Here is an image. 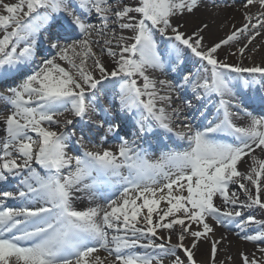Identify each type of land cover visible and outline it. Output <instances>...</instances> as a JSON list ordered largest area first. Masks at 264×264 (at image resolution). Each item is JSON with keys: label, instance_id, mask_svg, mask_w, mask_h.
<instances>
[{"label": "snow or ice", "instance_id": "6c2138e0", "mask_svg": "<svg viewBox=\"0 0 264 264\" xmlns=\"http://www.w3.org/2000/svg\"><path fill=\"white\" fill-rule=\"evenodd\" d=\"M203 5L0 0L6 13L0 14V113H9L0 116V264H165V258L168 264H197L201 240L210 241V264H216L227 237L210 240L215 229L209 218L261 245V259L241 252L242 264H264V219L250 214L255 207L264 210V159L253 155L257 149L264 154V107L256 114L233 103L244 87L257 91L264 106V64L228 60L243 57L264 32V0H242V25H232L210 45L204 43L207 23L188 34L176 22ZM114 24L131 35L117 36ZM245 36L247 42L232 51ZM113 41L119 51L110 47ZM224 47L229 51L221 59ZM104 54L112 58L111 68ZM37 56L41 62L33 69ZM149 68L170 78L151 79ZM158 85L167 92L161 94ZM101 92L106 99L111 94L110 107L102 105ZM173 92L191 93L185 107L195 108L193 100L199 104L200 124L173 125L181 114L172 107ZM241 111L248 117L243 126L234 120ZM112 112L127 119L110 121ZM64 113L73 118L57 119ZM96 114L99 120H93ZM107 134L121 141L118 151L84 147L86 137L91 142ZM163 137L186 147L152 160L137 143ZM80 148L81 154H70ZM244 157L251 159L247 173L238 169L247 163Z\"/></svg>", "mask_w": 264, "mask_h": 264}, {"label": "bare ground", "instance_id": "6f19581e", "mask_svg": "<svg viewBox=\"0 0 264 264\" xmlns=\"http://www.w3.org/2000/svg\"><path fill=\"white\" fill-rule=\"evenodd\" d=\"M5 3H15L17 0H3ZM125 3L132 4L134 0H124ZM241 3L242 0H204V5L200 7L194 14L188 15L184 14L182 16H179L176 20L177 23H181L184 25V27L181 29L182 31H185L188 34L193 33L200 25L201 23H207L209 25L208 29L203 33L205 37L204 43L206 45L213 44L215 42H218L220 39L225 38L233 29L232 25H235L236 27H240L242 25L243 21V15L241 10ZM258 6H251V12L257 13L258 12ZM0 14H6L4 13L3 9L0 8ZM111 27H114L116 29L117 36L119 35H131V32L129 30H121L119 28L118 24L111 25ZM111 33L109 32V36ZM101 39V43H103V38ZM158 39H160L158 37ZM247 42V37L241 38L239 41V44L233 43L231 45V50L235 51L238 46H243L244 43ZM47 47V45H45ZM114 50L119 51L117 47V43L113 41V43L110 45ZM94 50L97 52L98 55H100V46L94 45ZM229 51L228 47H224L220 51V58L223 59L226 55V53ZM36 59H38L36 57ZM101 59L106 64L107 67L111 68L113 66L112 58L108 57L106 54L101 56ZM195 59V58H194ZM228 60L230 63H242L246 66H251L253 64H264V32H262V35L257 37L248 47V50L245 51L244 56L241 57L239 54L236 56H229ZM40 63V62H39ZM37 64V66L39 65ZM89 66H91L92 61H88ZM32 65V68H34V65ZM197 67L199 65H196ZM37 68V67H35ZM34 68V69H35ZM195 70V68H194ZM147 74L150 76L151 79L159 80V79H166L170 78L166 74L161 73L159 70L156 69H147ZM247 76V74H245ZM137 79L138 84L142 83V78L135 77ZM118 79V78H117ZM107 84V82H105ZM3 89V86H0ZM158 90H160L161 94H165L167 92V89H163L161 86H157ZM238 93L244 94L245 92H250L254 94H259L255 90H248L244 87H240L237 89ZM173 95V104L172 107L180 109V116L173 118V125H178L182 123H191L193 126H196L201 123V118L199 115V104L193 100V104L195 105V108L189 109L185 107V101L188 99H191V93H172ZM101 96V103L104 107H110L109 99H111V94L109 98L103 97V92L100 93ZM115 103L118 106V98H116ZM2 106V105H0ZM168 111L171 112V108H168ZM9 113L7 111H4L0 113V116H6ZM188 117L187 120L184 119V117ZM64 118H73L69 113H64L63 116L57 117V119L63 120ZM93 120H99L101 117L100 115L96 114L93 115ZM108 119L113 122H119L121 120H126L127 117L123 113L119 112H112L110 113ZM87 120V118H86ZM234 120L237 124L243 126L248 123V118H237L234 117ZM0 126H2V121H0ZM128 128L131 127V122L127 125ZM180 130V129H177ZM34 135V134H33ZM131 136V135H129ZM127 136V137H129ZM86 137L84 147L88 150H102L103 148H109L113 151H118L120 140L115 138L112 134H107V137L105 139L101 138V135L92 136L90 138ZM183 147H186V144H183ZM73 148H79L77 145H73ZM80 151H82V148L79 149V152L77 154H81ZM71 154V153H70ZM71 155H76L72 153ZM253 155H257L261 159H264V154L260 152L259 149L256 150ZM244 160L247 161V163H240L238 164V169L240 171H243L247 173L249 171V167L251 165V159L250 157H244ZM165 181L161 180V183H164ZM246 184L248 182H245ZM15 184L11 186V188H14ZM11 188L9 190H11ZM230 190L237 191L240 193V199L246 200V196L243 194L242 190L238 189L236 185H231ZM186 195V193H185ZM97 203L103 204V200L96 201ZM89 201L87 200V197L84 198V204L87 205ZM139 203V201H138ZM215 203L217 205H220L221 201L220 198L217 196L215 199ZM161 208L164 207V202L160 205ZM146 211V210H145ZM250 214L255 216L257 219H264V210L259 209L258 207H255L254 209L250 210ZM187 223V221H186ZM208 223L212 224L215 233L209 234L210 240H218L221 238V236H226L227 239L222 242L218 246V253L216 256V264H242L241 262V252L247 253L250 258L252 254H255V257L257 259H261V254L257 250L258 247L261 245H257L256 243L249 242L246 240H243L240 238V230L236 228L235 226H232L230 228H225L221 225H218L213 221L211 218L208 219ZM197 225H193V228H197ZM177 231H179V227L177 226ZM239 233V235H238ZM159 234L161 236L167 235V230H159ZM159 242V241H158ZM172 242L176 243V234H172ZM190 242V238L186 239L185 244H188ZM210 249H211V243L210 241L201 240V242L198 244L197 249L195 250V259L197 261V264H210ZM101 257H104L106 253L101 250L98 253ZM228 257H231L229 260ZM165 264H168V258H165Z\"/></svg>", "mask_w": 264, "mask_h": 264}]
</instances>
